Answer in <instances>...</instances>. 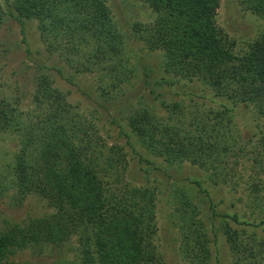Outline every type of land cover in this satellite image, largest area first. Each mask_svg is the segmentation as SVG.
I'll list each match as a JSON object with an SVG mask.
<instances>
[{
  "label": "trees",
  "instance_id": "1",
  "mask_svg": "<svg viewBox=\"0 0 264 264\" xmlns=\"http://www.w3.org/2000/svg\"><path fill=\"white\" fill-rule=\"evenodd\" d=\"M144 1L156 16L153 22L139 25V38L148 51L162 53V63L150 65L139 57L132 66L126 67L120 56L123 38L115 27L105 0H4L7 14L17 22L25 43L21 63L29 60L37 64L36 56L40 54V48H33L28 41L30 20L36 21L38 41L45 43V49L59 44L60 40L69 41L65 55L68 61H72L73 56L76 59L85 56H81L85 52L79 44L81 39L74 38L79 28L86 37H93V41L98 43V48L95 46V51L87 54H91V65L105 57L113 60L111 66L105 68L109 88L104 89L100 100H95V103L106 112L101 114L108 123L116 125L137 161L133 177L129 174L127 177V166H122L127 162L123 161L122 170L118 171V162L102 156L96 149L99 137L93 122L87 119V115L72 112L66 93L52 86L53 80L48 74H36L29 99L37 104L30 110L36 112L34 121L22 124L15 108L6 100L0 101V133L16 135L19 145L13 162L7 164L4 173V177L9 178L5 188L13 187L10 197L15 198L16 203L29 194H35L44 199L52 211L17 222L5 220L4 229L0 230V261H7L6 257L17 249L50 244L67 246V243H75L72 238H76L79 251L76 264H145L152 258L153 246L144 232L153 225V207L158 192L156 186L148 181L136 184L138 171L139 176L154 174V179L166 186L169 181L171 186L184 182L181 185L183 190H174L177 194H174V199L177 197L179 200L177 211L185 213H178L179 220L191 222L188 227L193 225L182 237L184 253L190 252V264H206L208 258L221 264L218 257V244L223 242L221 235L225 236L234 253L244 249L248 259L255 257L254 251L256 255L264 254V246H238L241 233L254 234L258 229L264 232V219L244 220L237 213L218 212L213 195L201 187L202 178L194 177L191 171L177 176L185 173L188 167L184 162L187 161L202 169L214 183H217L215 177L223 173L226 174L220 180L226 181L231 170L222 164L232 150L228 143L221 142L228 138L225 130H230L229 137L234 141L232 127L229 126L231 116L242 104L246 108L252 106L256 116L264 117V29L247 43L246 49L236 51V40L216 22L220 0ZM237 1L264 20V0ZM72 8L88 12L87 19L75 24V16L70 18ZM65 27L66 32L63 30ZM49 30L52 33L48 36ZM84 41L87 42L86 39ZM137 66L142 73L139 87L127 81L130 74L139 78ZM159 67L164 73L193 84L188 85L182 95L194 102L196 110L201 112L202 109L206 119L195 116L193 120H187L186 116H175L174 112L182 111L176 109L178 103L173 100L174 93L157 91L163 87L172 88L174 82L165 79ZM83 68L94 67L83 65ZM57 70L63 79L71 82L61 69ZM119 83L123 85L116 87ZM199 89L200 94L197 93ZM175 93L179 94V91ZM149 94L155 101L153 109L164 107L174 124H157L158 121H152L155 115L146 108L131 107L132 100L147 99ZM209 94H213L212 98ZM16 97L17 103L20 98ZM214 98L218 100V107L201 108L207 100ZM42 104L48 106L45 112H40ZM92 108L89 111L91 117L95 112L99 113L97 107ZM208 115L212 123L207 119ZM242 149L232 151V155H240ZM156 158L162 160L158 162ZM112 168L116 172L109 174ZM100 170L107 172L113 180L104 181ZM260 189L258 184H249L248 191L254 201L259 198ZM189 190L191 194L187 193ZM200 191L205 193L206 199L198 195ZM195 198L209 210L206 229H202L200 218H192L200 211ZM176 227L183 228L177 222ZM153 231L150 230L149 234L152 235ZM211 246L216 247L215 256ZM62 263H66L64 257L54 262ZM231 264H237V260Z\"/></svg>",
  "mask_w": 264,
  "mask_h": 264
},
{
  "label": "rangeland",
  "instance_id": "2",
  "mask_svg": "<svg viewBox=\"0 0 264 264\" xmlns=\"http://www.w3.org/2000/svg\"><path fill=\"white\" fill-rule=\"evenodd\" d=\"M105 1L110 10V15L113 17L116 25L115 27L123 38L122 53L120 56L122 60L126 62L125 66H132L139 57L143 59L144 63H150V65H155L156 63L161 64L163 58L161 55L162 53L160 51H148L145 49L143 47V41L139 38L140 32L138 31L140 24L147 25L153 22L156 12H154L144 0ZM0 9V101L2 100L3 102V100H6L15 108L23 122L22 124H25L29 120L34 121L36 112L30 110H32L35 105L37 106V104H35L36 102L34 100L29 101L30 91L34 86L33 82L36 74L39 72L48 74L53 80L52 86L58 87V89L66 93L67 101L70 104L72 112L76 111L85 116L87 115V119L95 125L99 137L96 149L102 156L110 157L114 160L113 162H118V171L122 170V166H127L125 171L127 177H129V175L133 177L135 174L132 171L137 161V157L133 155L134 151L126 145L125 138L119 135L116 125L108 123L104 115L101 114L106 113L102 107H99L95 103V100H100V95L104 89L106 90L109 88L108 73L105 68L110 67L113 60H109L105 57L103 61L101 60L91 65V52L95 51V46L98 48V43L93 41V37H86L85 33L79 28L74 38L81 39L79 44L82 50L85 51L81 56H85L84 58L79 57V59L73 56L72 61H68L65 55H67L66 50L69 41L67 39L60 40L59 44L55 43L50 49H45V43L38 41L40 36L36 28V21L30 20L27 25V33L29 34L28 41L32 44L33 48H40V54L36 56L38 60L37 64L29 60H25V63H21V60H24L25 43L22 41L19 26L17 22L7 14L4 0H0ZM77 9L78 8H72L73 14H70V18L71 15L73 17L75 16V19H73L75 20V24L85 21L87 19L86 15H89L88 12H78ZM216 22L229 36L236 40V51L246 49L247 43L257 37L260 31L264 29V20L251 13L249 10H246L237 0H220ZM63 30L66 32L67 27ZM51 33L52 31L49 30L47 35L49 36ZM85 39L87 40L86 43L84 41ZM89 52L91 54L87 56ZM38 64L42 66L38 67ZM83 65L93 66L94 68H83ZM53 66L55 69L52 68ZM56 68L61 69L66 76L71 78V82L63 79ZM136 68L137 71H141L140 66ZM158 69L165 79L174 82L172 88L163 87L157 91L160 93H174L175 98L173 100L178 103L176 109L182 111L174 112L175 116L180 114L186 116L187 120H193L195 116L197 119L201 117L205 118L204 111L202 109L201 112L196 110L195 106L192 104L193 101L191 102L189 97L182 95L183 91L186 92V89H188V85L193 84H190L185 79H178L172 74L164 73L161 67ZM141 76V72L139 78H135L134 74H130L129 80L127 81L129 83L132 81L133 86L139 87ZM122 83H119L116 87L123 85ZM198 85L205 87L203 84ZM194 88L195 86L191 89ZM177 91H179V94L175 93ZM197 93H201L200 89ZM17 95L20 99L16 103L15 98H17ZM151 95L152 94H149L147 99H140V101L138 99L132 100L131 107L135 108L136 106V109L146 108L149 110L150 114L155 115L152 121H155V123L158 121L157 124H167V122L174 124L169 117L168 110L164 107L153 109L155 101L151 98ZM209 96L212 98L213 94H209ZM216 100L217 98H214V100H207L206 104L201 106V108L218 107V100ZM198 103L200 102L198 101ZM47 107L46 104H42L39 108L40 112H45ZM92 107H97L99 110V113L95 112L93 117H91L90 114V108ZM236 110V113L231 116V123L229 124V126L232 127L231 135L234 137V141L229 137L230 134L228 132L230 130H225L228 138L221 143H228L232 151H237L241 147L243 151L237 156L232 155L233 153L230 151L229 155L226 156V161L222 164V167L231 170L229 172L230 174H227L226 181L222 182V180H220L226 174L223 173V175L218 176V178L215 177L217 183H214L212 178H207L206 173H204L202 169L196 165H191L187 161L184 162L188 167L185 173H179L177 176H183L191 171L194 177L202 178L201 187L206 188L209 194L213 195L216 211L222 213L228 212L230 214L237 213L239 217L244 220H260L264 219V117L256 116L252 106L246 108L240 104ZM206 117L209 119L210 123H212V119L209 118V115ZM138 147L139 146L136 145V148ZM18 148V137L16 135L3 132L0 133V230L4 229L5 220L17 222L29 216H37L44 212L52 211L46 201L35 194H29L20 203H16L17 200L10 197L13 194V187L9 186L7 189L5 188L8 186L9 178L4 177V173L6 172L7 164L13 162V155L18 151ZM150 158L153 159L152 157ZM156 159L158 162L162 160L161 158ZM123 161L127 163L122 165ZM97 168L99 170V166ZM100 171L99 173L103 176L104 181L110 182L113 180L111 176L109 177L107 175V172ZM170 171L175 174L174 170ZM113 172H116V169L112 168L109 174ZM125 172L123 173L126 174ZM138 174L137 178L139 179L136 181V184L148 181L150 185L156 186L158 192L153 207V225L144 232L145 237L149 238L148 241H150L153 246L152 258L149 261L146 260L145 264H190V252H188V254L184 253L183 248L185 244L182 237L187 231L193 228V225L188 227L191 222L179 220L181 218L178 216V213L181 215L185 213L177 211V207L180 206L179 200L176 199L177 197L174 199V194H176L174 190L176 188L181 190V185H183L184 182H178L175 186H171V181H169V184L166 186L158 183V181L154 179V174L145 173L140 176ZM211 175L213 176V173H211ZM184 181L189 185L188 181ZM253 183L258 184V187L261 188L258 191L260 196H257L259 197L257 201L253 200L251 192L248 191L249 184ZM160 189L164 191L160 192ZM187 193H190V190ZM204 194L205 193L200 191L198 195L206 199L207 197ZM194 201L200 211L194 214L192 218H200L202 220V229H206L210 219L207 214L209 210L200 202V199L195 198ZM167 215L170 216L168 217ZM187 219L191 220V217H187ZM176 222L179 225L182 224L183 228L181 229L179 227L178 229V227H176ZM232 226L234 225L232 224ZM152 229L154 233L150 235L149 233ZM249 233L250 232L240 234L238 241V246L240 248H244L245 246H253L252 248H258L259 245L264 246V232L258 229L254 234ZM209 234L211 235L210 232ZM72 239L75 243H67L69 249L66 251L65 256L64 250L67 249V246L50 244L42 247L17 249L13 255H8L6 257L7 261L3 259L0 261V264H8L10 262L13 264H54L56 259L60 260V258L63 257L66 263L62 264H76V256L79 252L78 243L76 238ZM220 240L223 241H220L221 244H218V257L221 260V264H231V262L235 260H237V264H264V254L261 256L258 254L256 255V251H254L253 254L255 257L248 259L243 253L245 252L244 249L242 250L243 252L234 253L230 249L231 245L226 241L224 235H221ZM91 248L94 249L93 243H91ZM211 251L213 256H215L217 253L216 247L211 246ZM205 263L216 264L211 258H208Z\"/></svg>",
  "mask_w": 264,
  "mask_h": 264
}]
</instances>
